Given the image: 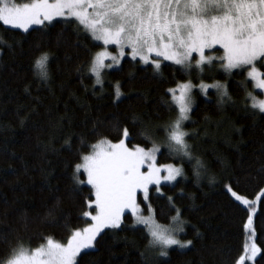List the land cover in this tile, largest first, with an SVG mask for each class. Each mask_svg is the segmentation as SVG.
I'll list each match as a JSON object with an SVG mask.
<instances>
[{"label": "trees", "instance_id": "1", "mask_svg": "<svg viewBox=\"0 0 264 264\" xmlns=\"http://www.w3.org/2000/svg\"><path fill=\"white\" fill-rule=\"evenodd\" d=\"M54 24L23 33L0 23V38L11 46L0 45V258L18 242L30 248L49 236L64 242L71 230L91 223L83 216L90 211L86 198L94 199L90 186L72 194L74 166L81 153L91 151L89 145L102 138L118 142L122 128L129 131V147H151L146 132L162 145V126L177 115L167 90L189 79L194 84L218 79L227 84L232 99L221 104L216 93L205 96L195 90L191 121L184 126L207 176L197 183L186 161L187 179L162 184L163 195L155 186L149 191L156 219L165 225L175 215L167 200L172 197L186 221L182 238L192 240V246L172 248L167 258L159 257L148 246L146 229L133 227L134 217L126 213L121 228L101 233L96 247L81 253L77 264H237L247 237L248 212L226 186L249 200L264 190V114L251 109L242 86L247 83L251 90V81L238 70L214 73L206 67L202 75L196 69L186 75L180 66L163 63L157 73L151 65L125 59L119 68L103 72L101 89L88 71L101 46L86 34L77 41L75 25ZM44 52L50 54L48 81H41L34 70V61ZM117 83L123 93L119 100ZM179 159L162 146L160 163L181 166ZM208 176H214L215 183H209ZM253 227L264 249V197ZM255 264H264V252Z\"/></svg>", "mask_w": 264, "mask_h": 264}, {"label": "snow or ice", "instance_id": "2", "mask_svg": "<svg viewBox=\"0 0 264 264\" xmlns=\"http://www.w3.org/2000/svg\"><path fill=\"white\" fill-rule=\"evenodd\" d=\"M55 21L69 28L75 25L73 31L77 41L81 34H86L103 45L102 50L94 53L88 68L95 77V85H100L101 89L104 70L119 66L127 54L132 61L139 59L144 65H151L157 73L163 61L180 66L186 75H191L193 68L200 75L205 72V66L211 70L213 62L219 61L224 72L231 74L234 70H242L252 87L264 93V0H0V23L23 33H29L34 26L55 27ZM0 45L11 47L3 38H0ZM109 46H115V55L109 51ZM217 48L223 50L221 55L209 51ZM126 49L130 51L126 53ZM49 60L50 54L44 52L34 61L35 74L41 81L51 78ZM242 86L251 109L264 114V99L247 91V83ZM195 87L197 85L189 79L167 90L177 115L162 126L166 134L162 145L146 132L143 135L151 142L150 148L129 147V131L122 128V138L118 142L102 138L88 146L91 149L88 154H80V162L73 169L72 194H82L83 186H90L94 199L86 198L90 211H84L83 216L91 223L71 230L64 242L51 236L45 237L44 243L35 248L18 242L0 258V264H77L82 252L96 247L97 238L105 229L121 228L126 212L134 217L133 227L144 226L150 237L148 246L155 249L159 257L167 258L174 247L192 246V240L185 241L179 236L185 231L186 221L172 197L167 200L175 215L170 217L171 223L165 225L156 219V210L149 202V190L155 186L153 190L163 195L162 183L171 185L180 177L187 179L183 167L186 161L197 183L208 174L205 163L194 155L187 139L189 132L183 127L190 119ZM198 87L205 96L210 88L215 89L221 104L225 98L232 99L227 85L219 81L208 84L201 79ZM114 92L115 99L119 100L123 95L119 83L114 85ZM172 105H169L170 110ZM161 146L168 149L170 157H179L181 166L158 164ZM208 181L215 183V177L208 176ZM226 187L248 212L244 225L247 237L237 264L246 261L255 264L264 249L256 242L253 218L264 190L254 200H249L230 185Z\"/></svg>", "mask_w": 264, "mask_h": 264}, {"label": "rangeland", "instance_id": "3", "mask_svg": "<svg viewBox=\"0 0 264 264\" xmlns=\"http://www.w3.org/2000/svg\"><path fill=\"white\" fill-rule=\"evenodd\" d=\"M9 27V26H8ZM34 27H38V26H34ZM20 30V29H19ZM96 42V41H95ZM96 43H98L99 44V42H96ZM101 47H100V50H102V48H103V45L102 44H99ZM216 50H219V52H217ZM109 51H111L112 52V54L113 55H115L116 54V51H115V46H109ZM126 51V53H128L130 50H128V49H126L125 50ZM212 54H214V55H221L222 53H223V50L222 49H219V48H217V49H211V50H209ZM125 59H131L130 58V56L129 55H125V57H124V59L121 61V63H120V65L119 66H113L111 69H105L104 71H109V70H113V69H116V68H119L120 66H121V64H122V62L125 60ZM160 59H162V58H160ZM138 61H139V59H137ZM106 63H111V61H106ZM142 63V62H141ZM163 63H171L170 61H163L162 62V64ZM214 63V67L212 68V71L214 72V73H217L218 71H223L220 67H219V64H217V63H220L219 61H214L213 62ZM143 64V63H142ZM258 66H259V62H258ZM207 66H205V68H206ZM193 69H195V68H193ZM192 69V70H193ZM238 71H242V70H239V69H237ZM235 71V70H234ZM226 73V72H225ZM202 75V74H201ZM103 76H104V73H102V78H103ZM245 78H246V75H245ZM247 79V78H246ZM217 81H219L220 83H222V84H225V85H227L226 83H224L223 81H221V80H218V79H215V80H211V81H203L204 83H208V84H211V83H214V82H217ZM187 82V81H186ZM194 84V83H193ZM195 85H197V87H195L194 89H193V93H192V97H193V105H192V110H193V107H194V105H195V97H194V92H195V90H197V89H199V87H198V85H199V83L198 84H195ZM200 90V89H199ZM214 92V93H216L217 94V92H216V90L215 89H209L208 90V92ZM249 91H251V92H253V94L254 95H256L259 99H264V93H262L260 90H258V89H254L253 87L251 88V90H249ZM202 94V93H201ZM202 95H204V94H202ZM218 96V95H217ZM227 98H225V100H226ZM249 101V100H248ZM249 106H250V102H249ZM191 121V113H190V119L188 120V121H186V122H184V125H183V127L187 124V123H189ZM150 148V147H149ZM147 149V148H146ZM161 149H162V146H161ZM160 154V153H159ZM159 154L157 155V162H158V164H165V163H160L159 162ZM166 163H169V162H166ZM179 167V166H178ZM162 175H164L163 173H162ZM84 178V177H83ZM179 179V178H178ZM177 179V180H178ZM162 184H166V183H162ZM161 184V185H162ZM150 191V190H149ZM138 201H139V198H138ZM126 213H130V212H126ZM125 213V214H126ZM131 214V213H130ZM135 222V221H134ZM138 226H142V225H138ZM142 227H144V226H142ZM185 228V227H184ZM106 230V229H105ZM185 232V231H184ZM182 234L183 233H180L179 234V236H180V238L182 239V240H184L183 238H182ZM174 248H178V247H174ZM180 249V248H179ZM88 250H92V249H88ZM88 250H85V251H88ZM84 251V252H85ZM83 253V252H82ZM78 259V258H77ZM245 264H252V262H249V261H246L245 262Z\"/></svg>", "mask_w": 264, "mask_h": 264}]
</instances>
